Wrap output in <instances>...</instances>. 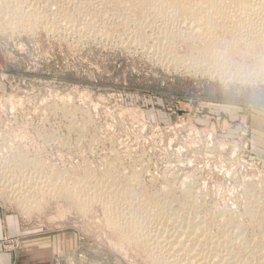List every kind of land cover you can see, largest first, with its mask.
I'll list each match as a JSON object with an SVG mask.
<instances>
[{
	"label": "rangeland",
	"instance_id": "374dc122",
	"mask_svg": "<svg viewBox=\"0 0 264 264\" xmlns=\"http://www.w3.org/2000/svg\"><path fill=\"white\" fill-rule=\"evenodd\" d=\"M16 1L0 12V153L12 151L14 158L73 178L87 171L100 175L116 164L117 179H134L138 191L144 184L146 199L150 192L171 189L177 202L189 198L192 206H202L201 219L211 223L236 216L247 238L264 236V45H249L264 40L263 11L253 23L245 21L261 24V35L250 34L249 40L246 33V41L228 48L215 39L235 34L229 32L237 19L235 1L229 6L226 0L228 7L224 0L178 2L199 5L204 13L211 2L224 4V16L207 20L215 18L212 25L219 31L212 25L204 29V17L167 19L177 11L170 0ZM148 6L156 16L146 14ZM222 61L226 64L219 65ZM187 190L195 200L185 197ZM31 194L0 207L16 216L25 236L43 242V264H153L141 245L113 231L100 205L85 216L52 192ZM62 208L66 217L59 220Z\"/></svg>",
	"mask_w": 264,
	"mask_h": 264
},
{
	"label": "bare ground",
	"instance_id": "6f19581e",
	"mask_svg": "<svg viewBox=\"0 0 264 264\" xmlns=\"http://www.w3.org/2000/svg\"><path fill=\"white\" fill-rule=\"evenodd\" d=\"M9 1L10 0H4L3 2H0V12H3L5 10V8L7 7V4H8L7 2H9ZM47 1H50V0H47ZM135 1H137L139 3V1H142L143 2V1H146V0H135ZM164 1H167V0H164ZM170 1L173 2V7H174V9L176 7L177 8V11H176L175 14L174 13H172V14L167 13V15L165 14L166 15L165 16L166 18L169 15H171V17L173 15H177V16H174L173 18H175V17L178 18L179 16L180 17L181 16L182 17L183 16H188V17H190L191 19H194V20L199 19V18L202 19L204 17V23L201 24L202 26H204V29L211 27L212 23L214 22V19L215 18L213 19L212 22L211 21H207L209 18L211 19V17H214V16L215 17H218V16H221L222 17V15L224 16V14H225L224 12H226L225 10H223L224 9V7H223L224 4H222L221 7H223V8H221L219 6L220 4H217L216 5L217 2H215V4H214V2H211L212 5H211L210 8L207 7L209 4H206L205 6L207 8H209L210 11H207V12L205 11V13H204V12H202L203 9L200 10L201 8L198 7L199 5L197 7H190V6L183 7L184 4L181 5V6L178 4V2H180V0H170ZM206 1H208V0H206ZM212 1H215V0H212ZM224 1H225V5H226V0H224ZM233 1H235L237 3V6L235 7L237 9V11H236L237 13H236V15L233 13V15H235L237 19H235V21H234V19H233L234 16L229 15L230 12H229L228 15H226V17L229 18V19L232 17V19H233V25L230 23L232 26H230L229 32L235 33V34L232 35L230 33L232 35L231 38L230 37H227L229 34L228 35L226 34L227 36L224 35L225 37H223V38H217V42H216V39H215V44L218 43V45H223V47L225 45L228 48L230 46L231 47H234L233 45H236V43H238V42H242L244 39L246 41V37L248 38V36L246 35V33L249 34V35L250 34L253 35L255 33H258L259 32V28L258 27L261 25V24L259 25L258 23L257 24L259 26L256 25V22L258 20L255 21V24L254 25H256V26H254V27H253V24H252V26H249V23L250 22L253 23V21H254L253 20V18H254L253 16H256V14L257 15H260L259 13L262 14V12H260V11H263L264 12V4H263L264 3V0H228L229 6L231 5L230 3L233 2ZM16 2L17 1L15 0V3ZM151 2H152V0H151ZM203 2H204V0H203ZM218 2L220 3L221 1L219 0ZM259 2H261V3L259 4ZM9 3H11V2H9ZM161 3H157V7H158V4H161ZM222 3H224V2H222ZM57 4H58V2H57ZM59 4H61V3H59ZM164 4L166 5V2ZM18 5L20 6V4H18ZM53 5H52V7H53ZM137 5H139V4H137ZM168 5H169V3H168ZM195 5H196V3H195ZM57 6H59V5H56L55 7H57ZM149 6H148V10H149ZM162 6H164V5H161L159 8H161ZM226 6H225V8H226ZM233 6H234V4H233ZM9 7H11V5ZM206 7H205V9H206ZM146 8L147 7H145V9ZM18 9H16V10H18ZM161 9L163 10V8H161ZM230 9H232V7ZM154 10H155V8H154ZM206 10H208V9H206ZM235 10H232V12L233 11L235 12ZM48 11L51 12L52 10L51 9L50 10L48 9ZM173 11L175 12V10H173ZM52 12L54 13V11H52ZM52 12H51V14H52ZM148 12L150 13V10L147 11L146 14ZM154 12L155 11H153L152 13L154 14ZM164 12L162 14H164ZM166 12H167V10H166ZM152 13H150V15ZM262 15H264V14H262ZM12 16H14V15L12 14ZM37 16L40 17V15H37ZM238 16L241 17V18H243V19L239 18L241 20L239 22H237ZM6 17H9V16H6ZM24 17H26V16H24ZM67 17H69V16H67ZM158 17H159V15H158ZM226 17H224V19H226ZM16 18H17V16H16ZM26 18H28V17H26ZM26 18H25V20H26ZM173 18H171V19H172L173 22H175L173 20ZM257 18H258V16H257ZM167 19H164V20H167ZM222 19H220V20H222ZM29 20L32 21L33 19H29ZM44 21H46V20H44ZM162 21H163V19H162ZM177 21L178 20L176 19V22ZM219 21H218V18H217V21H215V22L221 23V21L220 22ZM245 21L249 22V23H246L248 26L245 24ZM48 22H50V21H48ZM167 22L168 21H166L165 23H167ZM29 23H31V22H29ZM83 23H84V21H83ZM157 23H159V22H157ZM22 24H24V23H22ZM40 24H42V23H40ZM174 24H176V23H174ZM226 24H227V22H226ZM13 25H15V22H14ZM49 25H51V24H49ZM1 26H2V24H1ZM172 26H173V23H172ZM214 26H213V28H214ZM52 27H55V26H52ZM198 27L200 28L201 26H198ZM216 27H217V25H216ZM260 27H262V26H260ZM191 28L193 29V27H191ZM199 28H198V30H199ZM49 29H51V28H49ZM73 29H74V27H73ZM179 29H181V28H179ZM219 29L220 28H218V30L217 29H215V30L219 31ZM261 29L263 30L264 28H261ZM186 30H188V29H186ZM196 30H197V28H196ZM222 30L224 31V28ZM189 31L191 32V29ZM217 31H216V33H217V36H218V32ZM177 32H180V31H177ZM186 32H188V31H186ZM174 33H176L175 30H174ZM181 33H182V31H181ZM184 33H182V34H184ZM172 34H173V32H172ZM259 34L260 33H258V36H259ZM221 35H219V36H221ZM252 35L249 36V38H248L249 40H250V37ZM217 36H215V37H217ZM256 36H257V34H256ZM262 36H264V35H262ZM240 40H242V41H240ZM253 40H254V38H253ZM258 41L259 42L256 41L257 43H251V42L249 43V45H252V47L250 46L251 49L252 48H256L255 46H257V47L260 46L259 44H261V45L263 44L264 45V42H263L264 40L261 41V38H260ZM211 44H212V40H211ZM162 45L163 44H161V46ZM214 45H213V47H214ZM215 46H217V45H215ZM163 48H164V46H163ZM236 49L238 50L239 48H236ZM257 49H260V47L257 48ZM229 50H228V52H229ZM231 51H232V49H231ZM231 51L229 53H231ZM212 52H213V49H212ZM241 53H246V52H240V55H241ZM249 53H250V50H249ZM216 55L219 56V54H217V53H216ZM242 55L244 56V54H242ZM206 56H205V59H206ZM221 57H223V53H222V56ZM231 57H232V54H231L230 58ZM257 57H259V56H257ZM261 57H263V56L261 55ZM210 58H211V56H210ZM210 58H209V60H210V63L212 64V62H211L212 59H210ZM213 58H214V56H213ZM203 59H204V55H203ZM219 59H218V61H219ZM228 59H229V56H228ZM235 59H236V57H235ZM254 59H256V58H254ZM262 59H264V57ZM231 60H234V59L232 58ZM231 60H229L228 62H231ZM259 60H257V63H260L261 62V59L260 58H259ZM201 61L203 63L204 62L207 63L206 61H203L202 59H201ZM215 61L217 62L216 59H215ZM215 61L213 62L214 65L216 63ZM196 63L197 62H195V64ZM203 63H202V65H203ZM221 63H223V61L220 62V63H218V64L220 65ZM184 65H186V64H184ZM202 65H200V68H201ZM208 65H209V63H208ZM208 65H206L205 68ZM260 66H262V64H260ZM215 68L217 69V67H215ZM219 68H220V66H219ZM221 68H223V66ZM210 69L208 71L209 73H210ZM216 69L214 71H216ZM254 69L256 70V65H255V68ZM207 70H208V67H207ZM212 70H213V68H212ZM217 70H219V69H217ZM223 71L221 72V70H220V72H218V73L220 75L224 76L226 74ZM232 74L234 75L235 73H232ZM228 75H229V73H228ZM258 75H259V73H258ZM236 76H238V74ZM1 151H2V153H0V202H2L0 204L1 207H3V206L5 207V205L6 204L8 205V203L9 204H13L12 202H14V200L17 201V202H20L21 201L20 198H24L25 196H27L26 198L29 199V197L32 195L31 192L33 190H37V191L40 190L42 192V194H44V193L46 194V192H48V193H51L52 192V194H54L55 197L59 198L60 203L62 201H65V199H67L69 201V203H70V206H69L70 208L72 207L73 209H77L80 213H82L85 216H88L87 214H89L90 212H93L94 207L96 205H100L101 208H102V211H103V212L102 211L101 212L104 215V219L107 221V223H108L109 226L113 227L112 228L113 231L116 234L120 235L121 239H125V240H128V241L136 242L137 244L141 245L144 248V250L148 253L147 256L153 262V264H264V236L262 234H260V235L259 234H256L257 236L254 235L255 237L247 238L244 235V233H243L244 230H245V228L239 222L240 218H238L239 220H237L236 219V216L234 215L235 217H233V218L231 216L232 220L223 219V220L220 221V219H219V220L216 221V219H214L215 221L209 223V222H207L208 220L206 218L201 219L199 217V215H200L199 213H201V212L204 211V209H203L202 206H197V207L192 206V204L190 203L191 200L189 198H184V201H182L180 199V201L177 202V200L175 199V197L177 196L176 195V191L173 190V192H172L171 189L170 190H166L165 189V191L162 192V193H160V192H154V191H153L154 193L153 192H150L149 193L150 195L148 194L149 196L146 199V198H144V196L141 195V193H142V191L144 189V184H142V183L140 184L139 183V185H140L139 187L140 188H139V191H138L137 189L134 188L135 185L132 186V184H134V182L131 183V180L134 181V179H132V178L130 179L129 178L130 180L128 182H125V183H122L121 181H119L117 179V177H116V175H119V172H117L118 168H117V165L114 164V163H113L114 166H112V164H111V167L109 168V170L108 171L106 170L107 172L105 171V173H102L100 175L98 174L97 171H96L97 174H94L93 171L92 172L87 171L83 176H81V177L80 176H77V177L73 178V177L68 176V173L66 171L65 172H60V170L59 171H54L55 169L54 170L53 169H47L46 170L45 167L42 168L41 166H39L38 165V162H35L34 161L33 163H27L26 162V159H22V158H19V157H15V158L12 157V151H11V154L9 153L10 152L9 150H5L4 149V151L3 150H1ZM13 154H17V153L14 152ZM20 170L23 171L22 173H25V174H22L20 172ZM127 172L128 171H126V173ZM120 174H122V173H120ZM135 177H138V176H135ZM22 179H24V180H22ZM136 181H137V178H136ZM40 182L42 183V185L40 184ZM93 182H94V184H93ZM248 186L250 187V185H248ZM185 187H186V185H185ZM176 190H177V188H176ZM252 191L253 190H251V192ZM193 194L194 193L191 190H187L184 193L185 197H190V198L193 197ZM160 195H162V197H165V200H162L161 201L160 198L157 200V197H160ZM197 195H198V193H197ZM194 196H196V195H194ZM250 196H252V195H250ZM179 197H180V195H179ZM261 198H262V196H261ZM192 199H194V198H192ZM33 202H37V201L33 199ZM174 202L175 203H178L179 205L178 206L176 205L177 207L176 206H173ZM250 202H253V201L251 200ZM262 205L264 207V203ZM30 206H31V204H30ZM257 206H258V204H257ZM20 207H22V206L20 205L19 208ZM24 207L26 208V205L25 204H24ZM257 209H259V207ZM25 210H27V209H25ZM59 210H60V208H59ZM262 211H264V210H262ZM60 213H61V215L59 217V220L65 219L66 216H65V209L64 208H62V210L60 211ZM235 213L236 212H233V214H235ZM25 214H28V213H25ZM227 214L229 215V213H227ZM203 216H204V214H203ZM53 217H54V215H53ZM238 217H240V216H238ZM210 218H212V217H210ZM57 219H58V217H57ZM257 221H259V220H257ZM126 227H128V228L130 227V228L127 230ZM246 227H248V226H246ZM260 230H261V227H260ZM216 233H218V234H216Z\"/></svg>",
	"mask_w": 264,
	"mask_h": 264
},
{
	"label": "crops",
	"instance_id": "0c3cea01",
	"mask_svg": "<svg viewBox=\"0 0 264 264\" xmlns=\"http://www.w3.org/2000/svg\"><path fill=\"white\" fill-rule=\"evenodd\" d=\"M22 231L16 216L0 207V264L44 263L43 242L29 239Z\"/></svg>",
	"mask_w": 264,
	"mask_h": 264
}]
</instances>
